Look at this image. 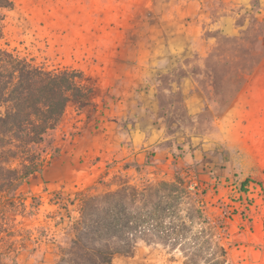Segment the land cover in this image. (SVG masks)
<instances>
[{
    "label": "rangeland",
    "instance_id": "1",
    "mask_svg": "<svg viewBox=\"0 0 264 264\" xmlns=\"http://www.w3.org/2000/svg\"><path fill=\"white\" fill-rule=\"evenodd\" d=\"M11 1L0 50L80 71L98 95L96 111L70 102L41 170L0 191L4 262L53 264L80 190L178 177L223 224L227 263L264 264V0ZM113 264L183 258L140 243Z\"/></svg>",
    "mask_w": 264,
    "mask_h": 264
},
{
    "label": "trees",
    "instance_id": "2",
    "mask_svg": "<svg viewBox=\"0 0 264 264\" xmlns=\"http://www.w3.org/2000/svg\"><path fill=\"white\" fill-rule=\"evenodd\" d=\"M11 5L0 0V20ZM97 92L80 71L47 70L0 50V191L17 189L41 170V145L67 105L96 111ZM68 201L78 203L74 234L53 264H113L116 255H131L140 243L178 252L183 264H228L217 231L223 224L204 214L198 193L182 178L140 185L122 179L115 189L80 190ZM2 253L0 264H6Z\"/></svg>",
    "mask_w": 264,
    "mask_h": 264
}]
</instances>
